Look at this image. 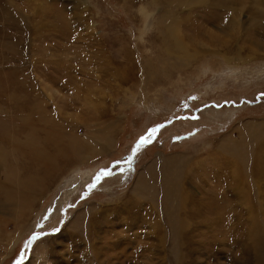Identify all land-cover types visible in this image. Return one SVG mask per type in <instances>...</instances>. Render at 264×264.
Returning <instances> with one entry per match:
<instances>
[{
    "label": "rangeland",
    "instance_id": "rangeland-1",
    "mask_svg": "<svg viewBox=\"0 0 264 264\" xmlns=\"http://www.w3.org/2000/svg\"><path fill=\"white\" fill-rule=\"evenodd\" d=\"M0 264H264V0H0Z\"/></svg>",
    "mask_w": 264,
    "mask_h": 264
},
{
    "label": "bare ground",
    "instance_id": "bare-ground-1",
    "mask_svg": "<svg viewBox=\"0 0 264 264\" xmlns=\"http://www.w3.org/2000/svg\"><path fill=\"white\" fill-rule=\"evenodd\" d=\"M171 26V25H170ZM169 25H168V28H167V32L165 33L167 36H168V38H169V42L176 48V50H177V54H175L176 55V57L178 58V59H180V61H185L188 57H189V54H188V51H187V44H185V42H184V40L181 38L182 36H180V34H179V32L177 31V30H174L175 28H173V27H170ZM177 31V32H176ZM170 44V45H171ZM173 47V48H174ZM175 51V50H174ZM167 53L168 54H170L169 53V51H167ZM194 55H196V54H194ZM174 58V57H173ZM177 61V60H176ZM263 61V60H262ZM178 62V61H177ZM175 66V65H174ZM73 138V137H72ZM72 144V147H71V149H66V148H62V149H60L59 151H55L48 159L46 158V157H42V158H40V161H43V163L45 162V161H47V160H49V159H51V163H50V161H49V163L51 164L50 165V169L49 170H43L44 172H43V174H41V177L38 179L37 177H36V179H35V183H34V185H35V189L33 190V192H32V195L31 196H28V195H26V193L25 192H20V193H18V195H17V198H16V201H17V204L19 205V207H22V208H24V210L25 209H27L26 211H30V205L33 203V201L36 199V198H38V196L41 194H43V192L45 191V187H43L42 186V182H43V176H45V177H47V178H50V179H53L54 177L56 178V175H58V174H60L59 175V177L62 175L61 173H59L58 172V169H57V165H56V163H55V160L58 158V157H62V156H65V155H67V154H73V158H71L68 162H69V164H67L66 165V167H70L69 165H71L72 163H75V162H78L79 163V159H80V154L83 156V154L80 152H78V150H77V147H78V145L80 144H78L77 142H73V143H71ZM83 148V147H82ZM82 148H80L81 150H82ZM80 151V150H79ZM54 156H55V160H54V162H53V158H54ZM41 165H42V163H41ZM44 165V164H43ZM152 165V164H151ZM45 166V165H44ZM48 166V165H47ZM153 166V165H152ZM156 166V165H155ZM150 168V167H149ZM149 168H147V170L149 169ZM48 169V168H47ZM155 169V168H154ZM146 170V169H145ZM153 170V169H152ZM67 171H69V170H67ZM173 171V170H172ZM178 171V170H177ZM150 172V176H149V174H147V175H141V176H138V178H137V184H135L136 186H137V190L139 189H141V187H142V185L144 184V182L145 181H147V182H149V181H151L152 179L151 178H153V174H154V171H149ZM173 173H176L175 171H173ZM181 174V173H180ZM168 175H172V172H167V176ZM146 177H148V179L146 178ZM154 179V178H153ZM55 180V179H54ZM167 180H168V177L166 178V179H164V180H162V183H160L161 184V189H162V194H160V195H162L161 197H162V204H163V206L165 207L163 210H164V212H165V214H167L168 216H170V215H172L173 213H176V216L177 217H179V216H181L182 214H183V212H182V214L180 215V212H181V208L183 207V204L185 203V201H184V195L180 192V187H181V185H180V181H179V179H178V177H175V178H173V179H171L168 183H166L167 182ZM49 181H51V180H49ZM45 183V182H44ZM43 183V184H44ZM49 183H51V182H49ZM33 186V185H32ZM49 187V186H48ZM152 188H154V190H155V187H154V185L152 186ZM158 188V187H157ZM150 189V188H149ZM138 190V191H139ZM154 190H150L151 192L152 191H154ZM157 190H159V189H157ZM132 191V190H131ZM141 191H142V189H141ZM186 191V190H185ZM132 193H136V192H132ZM140 193V192H139ZM150 193V192H149ZM156 193V192H155ZM138 194V193H137ZM136 194V195H137ZM136 195H135V197H136ZM149 195H151V193L149 194ZM141 196V195H140ZM143 196V195H142ZM141 196V197H142ZM154 196H155V194H154ZM158 196V195H157ZM143 198H145L144 196H143ZM29 199H31V200H29ZM140 200V199H139ZM128 203V202H127ZM152 203H154V202H152ZM34 204V203H33ZM132 204V203H131ZM128 205V204H127ZM154 205V204H153ZM152 205V206H153ZM157 205V204H156ZM158 207V206H157ZM162 207V206H161ZM125 208V207H124ZM133 208V207H132ZM132 208H130V209H132ZM127 209V208H126ZM129 209V208H128ZM127 209V210H128ZM181 209V210H180ZM25 211V212H26ZM149 211V210H148ZM185 211V210H184ZM24 212V211H23ZM137 212H139V210L137 211ZM27 213V212H26ZM129 213V212H128ZM158 213V212H157ZM160 213V212H159ZM162 213V212H161ZM132 215V214H131ZM136 215H137V213H136ZM186 215V214H185ZM174 216V215H173ZM175 216V217H176ZM90 219V218H89ZM92 219V218H91ZM90 219V220H91ZM174 220H176V218L174 219ZM149 221H150V219H149ZM180 221V220H179ZM135 222V221H134ZM155 222H156V220H155ZM169 222V221H168ZM143 223H144V221H143ZM174 223H176V222H174ZM182 223V222H181ZM180 223V224H181ZM148 224V223H147ZM160 224V223H159ZM177 224V223H176ZM179 224V225H180ZM90 226V225H89ZM133 226V225H132ZM161 226V225H160ZM163 226V225H162ZM168 226V225H167ZM171 226H173V225H171ZM171 226H169L170 228H171ZM176 226V225H175ZM177 228H179L178 226H177ZM172 230V229H171ZM181 232V231H180ZM170 233V232H169ZM177 234H178V232H177ZM176 234V235H177ZM174 235V234H173ZM181 239V238H180ZM185 240V239H184ZM171 241V240H170ZM175 242H176V240H175ZM179 242V241H178ZM175 245H176V243H175ZM177 250L175 249V252H176ZM179 251V250H178ZM171 253H173V252H171ZM177 262V261H176Z\"/></svg>",
    "mask_w": 264,
    "mask_h": 264
},
{
    "label": "snow or ice",
    "instance_id": "snow-or-ice-1",
    "mask_svg": "<svg viewBox=\"0 0 264 264\" xmlns=\"http://www.w3.org/2000/svg\"><path fill=\"white\" fill-rule=\"evenodd\" d=\"M155 131H156V129H151V130L147 133L146 136L141 137V138H140V141H139V143L136 145V147L139 148L141 145L147 143V142L151 139V136H152V134H153ZM106 174H110V173L101 172V173L99 174V176L97 177V179H99L100 176H104V175H106Z\"/></svg>",
    "mask_w": 264,
    "mask_h": 264
},
{
    "label": "water",
    "instance_id": "water-1",
    "mask_svg": "<svg viewBox=\"0 0 264 264\" xmlns=\"http://www.w3.org/2000/svg\"><path fill=\"white\" fill-rule=\"evenodd\" d=\"M166 124L168 123V122H165Z\"/></svg>",
    "mask_w": 264,
    "mask_h": 264
}]
</instances>
